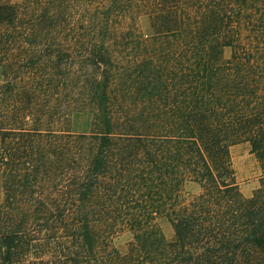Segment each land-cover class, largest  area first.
Masks as SVG:
<instances>
[{
	"label": "trees",
	"instance_id": "1",
	"mask_svg": "<svg viewBox=\"0 0 264 264\" xmlns=\"http://www.w3.org/2000/svg\"><path fill=\"white\" fill-rule=\"evenodd\" d=\"M0 188V264H264V0H0Z\"/></svg>",
	"mask_w": 264,
	"mask_h": 264
},
{
	"label": "rangeland",
	"instance_id": "2",
	"mask_svg": "<svg viewBox=\"0 0 264 264\" xmlns=\"http://www.w3.org/2000/svg\"><path fill=\"white\" fill-rule=\"evenodd\" d=\"M19 2L21 0H13ZM139 25L142 30L146 29L147 20L145 17L139 19ZM230 49L225 48L223 51L224 58H228ZM91 113L87 110L74 111L70 116V130L74 133H86L90 129ZM230 158L234 170L235 180L241 193L249 197L252 191L259 186V178L262 171L259 167L257 158L250 152L248 143L241 142L230 146ZM187 194L191 195L199 191V185L194 182H187L184 185ZM1 197V188H0ZM163 236L166 240L173 238V229L166 218L160 217L157 220ZM131 234L128 231L121 232L113 238V243L120 250H124Z\"/></svg>",
	"mask_w": 264,
	"mask_h": 264
}]
</instances>
